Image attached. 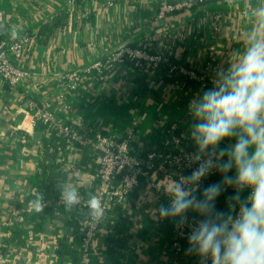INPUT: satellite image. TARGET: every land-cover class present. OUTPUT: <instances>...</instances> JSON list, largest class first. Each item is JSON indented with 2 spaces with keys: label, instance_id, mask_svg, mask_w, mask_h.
<instances>
[{
  "label": "crops",
  "instance_id": "0c3cea01",
  "mask_svg": "<svg viewBox=\"0 0 264 264\" xmlns=\"http://www.w3.org/2000/svg\"><path fill=\"white\" fill-rule=\"evenodd\" d=\"M154 2L86 0L83 8L79 9L74 7L73 0H0V11L4 17L3 38L8 41L22 34H36L42 25L49 23L63 9L72 15L68 24L55 30L45 44L33 36L20 63L33 80H44L45 84L33 87L30 80L24 83L20 88L25 95L22 101L8 85H0V244L7 239L5 224L11 208L20 209L33 187L40 182L39 163L53 164L43 158L41 131L35 128L31 136L25 135L27 139L23 142L20 140L22 132L15 129L23 118L22 110H26L29 103L34 104V113L48 110L58 120L76 126L81 132L116 134L136 122V138L144 144L163 125L172 122L177 124L179 134L192 145L183 135L190 124L187 104L195 93L203 90H185L180 83L173 84L149 74L150 93L133 99L132 79L136 72L123 66L103 76H91L62 102L57 99L61 76L103 61L127 46H146L150 51L162 54L166 60L184 56L189 67L197 70L210 61L211 77L233 50L242 48L240 35L251 27L249 13L258 0L210 2L202 8L168 15L163 20H156ZM215 24H218V33L213 32ZM13 30L17 32L16 38L11 35ZM210 47L214 48L211 57L208 56ZM233 142L226 140L221 146ZM82 151L78 164L87 156L85 150ZM66 154L65 147L57 151L54 163L58 168L55 172L61 171L59 162L66 159ZM80 167L82 171H78L79 177L70 179L71 185L75 180L85 181L82 174L88 171L84 166ZM62 216L67 220L64 213ZM62 224L58 217L46 219L45 235L49 232L56 234L57 230L61 234L58 226ZM28 228L25 232L27 245L13 253L11 264H71L70 259L59 262L57 257H52L48 237L42 238L34 234L31 227ZM68 230L72 235L76 231L75 228ZM129 236L126 247L113 257L107 256L100 242L96 241L88 262L80 261L79 264H158L161 252L143 242L145 235ZM43 253L46 256L41 263L38 256Z\"/></svg>",
  "mask_w": 264,
  "mask_h": 264
},
{
  "label": "clouds",
  "instance_id": "9594fccd",
  "mask_svg": "<svg viewBox=\"0 0 264 264\" xmlns=\"http://www.w3.org/2000/svg\"><path fill=\"white\" fill-rule=\"evenodd\" d=\"M249 16L251 27L240 35L242 48L213 71L211 87L188 101L190 124L183 135L194 151L183 158L191 172L168 173L154 183V192L140 197L153 205V220L174 224L186 239L185 255L196 257L198 264H264V0ZM11 35L16 38L17 32ZM226 140L234 142L222 147ZM212 174L220 179L203 185ZM135 183L134 178L131 186ZM222 195L225 206L218 208ZM59 196L67 211L84 201L68 183ZM86 206L92 223L104 219V202L95 193L88 195ZM43 207L34 203L36 212Z\"/></svg>",
  "mask_w": 264,
  "mask_h": 264
},
{
  "label": "built area",
  "instance_id": "2783aa9c",
  "mask_svg": "<svg viewBox=\"0 0 264 264\" xmlns=\"http://www.w3.org/2000/svg\"><path fill=\"white\" fill-rule=\"evenodd\" d=\"M127 1L137 2L139 0ZM216 1L229 0H157L155 18L156 20H163L168 15L189 12ZM3 21L4 17L0 11V23ZM213 32H219L218 24L213 27ZM1 35L3 36V29H0V37ZM32 39L33 36L22 34L11 41L5 38L0 40V85L7 84L20 101L25 98V95L20 91L24 83L30 80L33 82V87L45 84L44 80H33L30 72L20 64ZM213 51V47L208 49L209 57L214 54ZM127 62L142 65L149 74L155 72L162 64H168V60L162 54L152 52L146 46L120 48L103 61H96L83 70L61 76L58 79L60 89L58 101L62 102L66 96L76 92L89 77L109 74L118 67L126 66ZM210 68L211 63L209 61L200 70L187 68L183 65H170L169 72L194 80L199 85L198 90H205L211 87ZM33 108L34 104L29 103L27 109L22 110L23 118L15 125V129L22 132L20 140L25 142V135L31 136L37 123L41 122L47 127V135L51 129L64 139L67 151L66 159H62L59 163L62 164L61 171H64L68 178L63 184H70V179L73 176L79 177L78 171H82V167L78 162L82 150H85L87 156L95 163L94 174L88 172L82 174L85 181L75 180L73 185L84 196L81 206L72 211L66 209L64 211V217L67 220H77L78 227L75 237L71 241V247L81 255V261L88 262L91 256V248L97 241V234L103 236L110 232L116 220L123 218L129 223L128 234L132 236L145 235L143 242L161 252L157 258L158 264H182L186 259L182 251V244L186 243V239L173 226L170 239L165 243V238L158 232L164 221L153 220L149 214V208L153 205L140 199L141 194L146 191L152 190L154 192V183L164 175L171 172L187 175L192 170L187 166L183 155L194 151V147L179 134L177 124L169 123V127L165 130L166 140L162 143L161 149H157L151 146L150 139L147 144L139 143L135 132L137 129L136 122H133L130 128L116 134H104L101 131L81 132L76 126L58 120L50 111L43 109L39 113H34ZM163 128L164 125L159 132H164ZM218 177H220L218 174H212L202 184L213 183ZM134 178L136 183L131 186V181ZM229 191L232 192V189ZM90 193L99 196L106 208L105 217L99 223H92L88 216L86 200ZM244 194L247 195V192ZM165 199L166 197L158 196L159 201ZM62 205L59 197L56 207ZM33 210L34 204L32 203L27 204V206L22 204L20 209L12 207L9 219L5 224L7 228L5 238H9V229L13 224L21 221L23 213H31ZM34 234L42 238L48 237L51 243L49 253L55 258L56 241L61 237V234L55 235L50 232L46 235L45 232ZM7 249H10L9 253L0 249V264H11L13 253L20 248L10 246ZM44 254L38 256L41 263L46 256ZM194 258V264H198V259Z\"/></svg>",
  "mask_w": 264,
  "mask_h": 264
},
{
  "label": "trees",
  "instance_id": "16d2710c",
  "mask_svg": "<svg viewBox=\"0 0 264 264\" xmlns=\"http://www.w3.org/2000/svg\"><path fill=\"white\" fill-rule=\"evenodd\" d=\"M86 0H73L74 7L82 9ZM154 5L157 7V0H154ZM72 15L68 12L67 9L61 10L49 23L42 25L36 34L28 33L29 36H34L39 43L45 44L49 37L53 34L58 28H62L68 24V21ZM91 22H93V15H91ZM1 35L0 40L4 37ZM143 45L136 46L142 47ZM126 66L132 68L136 72V76L132 79L133 87L131 89V96L133 99H140L145 97L150 93V88L148 84V75L149 72H146L142 65L134 64L127 62ZM170 65H183L189 67L186 63L185 57L171 58L168 60V64H162L158 69L155 70L152 74L155 77H159L165 81H168L173 84L180 83L182 88L185 90L191 89L196 91L199 87L198 83L194 80H189L187 77L177 74L170 73ZM207 89V88H206ZM205 89V90H206ZM169 127V123L164 125V132H159L153 135L150 138L151 146L157 149H161L162 143L166 140L165 130ZM39 131L43 133L42 139V154L44 159H48L53 164L47 162L39 163V174L40 182L33 187L31 193L28 196L25 205L35 202H42L44 204L42 212H36L33 210L31 213H23L21 216V221L13 224L9 229L10 236L9 238L2 241L0 244V249L3 252H10L8 247L21 248L27 245L28 239L25 234L28 227L32 228L34 233H43L45 231V222L46 219H58L63 223L62 226H58L61 232V237L56 241V248L54 250L55 256L61 262L63 259H70L71 264H79L81 261V255L72 250L71 241L74 239L76 231H73V235L69 233V228L78 227L77 220H65L62 214L65 211L64 205L56 207V204L59 201V192L62 187L64 179H66V174L62 171L54 172L55 168L58 166L54 163V160L57 158L56 154L59 149L65 147V141L60 136H58L55 130H49L47 135V127L38 122L36 127ZM47 135V136H46ZM26 137V136H25ZM27 139V137H26ZM80 165L84 166L88 172H94L95 163L87 156H84L81 160ZM220 177L216 178L214 182L218 181ZM231 194V191L228 190V193L225 195ZM246 195V194H244ZM225 206V196L222 195L217 201L218 208H224ZM56 208H58L56 210ZM190 216L193 214H189ZM174 224L170 221H164L163 225L158 229V232L165 238V243L169 241L171 236V230ZM129 224L123 218H118L110 232H107L103 236L97 234L96 240L100 242V246L105 249L107 256L113 257L118 250H122L126 247V242L130 238L128 234ZM57 230L55 235H58ZM187 247L186 243L182 244V251L185 255L184 249ZM182 262V264H194L195 258L188 257Z\"/></svg>",
  "mask_w": 264,
  "mask_h": 264
},
{
  "label": "water",
  "instance_id": "95a60500",
  "mask_svg": "<svg viewBox=\"0 0 264 264\" xmlns=\"http://www.w3.org/2000/svg\"><path fill=\"white\" fill-rule=\"evenodd\" d=\"M5 86H7V84H5Z\"/></svg>",
  "mask_w": 264,
  "mask_h": 264
}]
</instances>
